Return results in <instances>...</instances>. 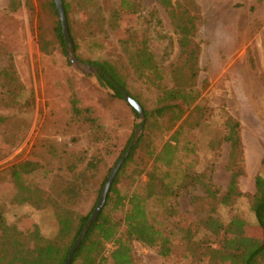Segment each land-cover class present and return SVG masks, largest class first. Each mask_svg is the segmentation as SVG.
Returning a JSON list of instances; mask_svg holds the SVG:
<instances>
[{
	"label": "rangeland",
	"instance_id": "obj_1",
	"mask_svg": "<svg viewBox=\"0 0 264 264\" xmlns=\"http://www.w3.org/2000/svg\"><path fill=\"white\" fill-rule=\"evenodd\" d=\"M11 1L0 0V206L16 234L34 241L35 233L45 238L59 233L66 242L71 232L59 230L51 204H58L54 202L62 187L70 183L80 192L66 206L75 216L91 213L140 121L96 74L70 64L54 37L46 0H28L32 9L26 0L9 9ZM67 1L78 45L75 58L87 67V61L114 66L127 94L146 112L159 106L163 90L179 88L197 96L194 104H182L184 115L171 132L153 123L145 133L140 128L143 144L119 174L120 196H145L151 168L146 147L158 151L180 128L176 165L192 180L169 203L181 218L163 220L158 203L147 204L157 226L174 242V251L163 259L134 241V264H241L212 251H221L225 229L234 218L249 227H229L231 247L263 240L250 204L255 178L264 177V0H171L174 8L179 5L197 21L191 41L198 47V60L192 65L186 63L170 14L158 0H130L116 30L112 15L120 0ZM40 34L46 54L40 51ZM142 50L152 52L161 75L153 85L129 63ZM236 143L240 152L232 168L229 153ZM23 162L38 165L31 178L46 190L47 205L14 203L10 168ZM229 188L240 196L223 204ZM109 208L106 214L112 219H123L126 207ZM116 248L114 242L103 245L101 256L109 264Z\"/></svg>",
	"mask_w": 264,
	"mask_h": 264
},
{
	"label": "trees",
	"instance_id": "obj_2",
	"mask_svg": "<svg viewBox=\"0 0 264 264\" xmlns=\"http://www.w3.org/2000/svg\"><path fill=\"white\" fill-rule=\"evenodd\" d=\"M158 1L170 14L175 33L178 35L179 46L186 55V63L189 65L196 64L198 60V47L191 41L197 29L195 17L190 16L185 9H180L179 5L174 8L171 0ZM26 2L30 5L28 0ZM130 3V0H120L119 8L112 15L113 30L118 29L119 20L124 14L128 13L127 9L130 8ZM18 5V0H13L9 4V9H15ZM62 5L74 52L76 53L78 45L73 35L70 22L71 4L67 0H62ZM29 7L32 9L31 5ZM45 7V13L49 19L53 20L54 37L61 47L62 53L67 56L54 1L46 0ZM39 46L40 51L46 54L47 44L44 42L41 34ZM84 63L96 70L97 78L101 83L110 87L116 97L122 99L123 92L127 93L114 66L107 62L87 61ZM129 63L139 77H146L151 85L161 80V75L154 62L153 54L149 50L135 51L130 56ZM196 99L197 96L183 89L173 88L163 90L158 100L159 106L151 112H146L142 108L145 121L135 126V129L142 128L143 133H145L149 123H153V125L158 126L163 132L169 133L181 121L184 115L182 104L190 106L194 104ZM128 106L132 109L134 115L138 117L136 111L129 104ZM179 135L180 128L173 132L172 136L158 151L156 146L146 147L145 156L147 163L151 162V168L147 173L148 182L146 184L145 196H140L135 193L130 196H120L116 188L119 174L133 160L137 149L141 148L145 135L143 134L140 137L120 167L110 186L97 220L90 226L82 243L73 254L70 264H77L78 261H80L78 264H109L106 258L101 256V251L103 245L110 242H114L117 246L109 254L110 264H134L135 260L131 251V243L134 241L148 248L155 249L157 254L163 259L170 257L174 251V242L164 232V228L157 226L158 224L151 217L147 209V204L150 200L157 202L161 208L160 213H162L163 220L169 221L173 217H178V220L181 218L171 210L169 199L177 196L181 189L187 187L192 177L184 170L177 168L176 165L179 152L177 144ZM133 137L134 133L129 139L126 149L130 145ZM173 142L175 143L174 145L172 144ZM126 149L123 151V154ZM239 152L237 143L232 145L229 153V161L232 168L236 165V158ZM262 165L264 166V159L262 160ZM38 170V165L31 162L18 163L10 168L11 182L16 190L14 201L16 206H34L36 203L39 205H47L50 201L46 190L33 182L31 178L33 173ZM232 174L235 175L236 172L233 171ZM173 175L176 176L173 177ZM254 185L255 192L251 197L250 210L256 222L255 226L263 235L262 242L253 244L248 243V240H244L239 243L241 247H231L232 244L227 239L229 227H249L244 221L234 218L225 229L221 251H212V254H220L224 259L241 264H264V177L257 175ZM79 192V187L66 183L62 187L59 196H57V202H54L58 204H51L55 210L59 230L62 227L71 232V237L66 242V238L62 237L59 233L53 238H45L35 233L34 241L29 237L16 234L13 228L7 225L4 218V210L0 206V264H64L72 245L92 214L91 212L84 217L75 216L66 206ZM232 196L237 197L240 194L233 188H229L222 203L227 204ZM125 207L126 210L124 211ZM108 208L111 210L110 212L119 209L124 211L123 219L121 221L112 219L109 214H106ZM121 227L123 228L122 231H120ZM205 229L211 232L214 237L218 236L210 229ZM93 235L97 236L96 240L92 239Z\"/></svg>",
	"mask_w": 264,
	"mask_h": 264
},
{
	"label": "water",
	"instance_id": "obj_3",
	"mask_svg": "<svg viewBox=\"0 0 264 264\" xmlns=\"http://www.w3.org/2000/svg\"><path fill=\"white\" fill-rule=\"evenodd\" d=\"M54 4H55V8L59 17V21H60V25H61V32H62V36L64 39V43H65V49L67 52V56L69 59L70 64L75 67L76 69L80 70L81 68H84L85 70H87L90 73L96 74V70L90 66H84L82 65L76 58L74 55V48H73V44H72V40L70 38V34L68 31V25H67V20H66V16H65V12H64V8L62 5V0H53ZM123 99L124 101L129 104L138 114V118L140 123L144 120V112L142 110V108L140 107V105L134 101L127 93L123 92ZM141 133V129L138 130L137 134L135 135L134 139L132 140V142L130 143L128 149L126 150V152L124 153V155L120 158V160L116 163V165L113 167L112 171L110 172L107 180L105 181V184L102 188L99 200L94 208V210L92 211V214L87 222V224L83 227V229L81 230L79 236L77 237V239L75 240L74 244L72 245L69 254L67 256V259L65 261L64 264H70L71 259L73 254L75 253V251L77 250V248L80 246V244L82 243L85 235L87 234L90 226L97 220L98 215L100 214L102 207L104 205V202L106 200L108 191L110 189V186L113 182V180L115 179L120 167L122 166V164L125 162V160L127 159L128 155L130 154L132 148L134 147V145L136 144L139 135Z\"/></svg>",
	"mask_w": 264,
	"mask_h": 264
}]
</instances>
